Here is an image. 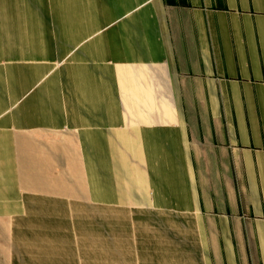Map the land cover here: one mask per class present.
Returning <instances> with one entry per match:
<instances>
[{"label":"crops","instance_id":"crops-1","mask_svg":"<svg viewBox=\"0 0 264 264\" xmlns=\"http://www.w3.org/2000/svg\"><path fill=\"white\" fill-rule=\"evenodd\" d=\"M0 264H264V0H0Z\"/></svg>","mask_w":264,"mask_h":264}]
</instances>
